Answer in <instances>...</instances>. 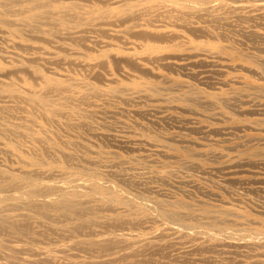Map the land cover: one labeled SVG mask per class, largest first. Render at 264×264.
I'll return each instance as SVG.
<instances>
[{"label": "bare ground", "instance_id": "6f19581e", "mask_svg": "<svg viewBox=\"0 0 264 264\" xmlns=\"http://www.w3.org/2000/svg\"><path fill=\"white\" fill-rule=\"evenodd\" d=\"M259 166L264 0H0V264H264Z\"/></svg>", "mask_w": 264, "mask_h": 264}, {"label": "rangeland", "instance_id": "374dc122", "mask_svg": "<svg viewBox=\"0 0 264 264\" xmlns=\"http://www.w3.org/2000/svg\"><path fill=\"white\" fill-rule=\"evenodd\" d=\"M231 40H233L234 41V39H237V36H235L234 35V33H232L231 34ZM69 39V38H68ZM65 39V40H61L62 42H64V43H67V44H72V41H71V39ZM60 41V40H59ZM77 72L78 73H80V72H82V70H77ZM91 81L92 82H94V83H96L95 81H97V83L99 82L96 78L94 79V78H92L91 79ZM152 118H150V116H146V117H142V118H137V120L138 121H140V122H149V120H150V122L151 121H153V119H155V117H153V116H151ZM144 118V119H143ZM150 118V119H149ZM131 120H135L134 118H130ZM142 119V120H141ZM146 119H147V121H146ZM145 120V121H144ZM160 125V124H159ZM174 124H170V126H169V124H167V123H161V125H160V127H163V131H165L166 132V130H167V132L166 133H168L169 131V129H172V131L175 129L174 127L172 128V126H173ZM165 126L167 127V128H165ZM171 127V128H170ZM166 129V130H165ZM171 130H170V132H172ZM194 137H197V138H200V137H202V135L201 134H195L194 135ZM222 163V160H218L217 162H216V164L217 165H219V164H221ZM262 169V170H261ZM254 170H256V171H258L259 173H260V176L261 177H264V168L262 167V166H259V167H257V168H255ZM222 174V175H221ZM213 175V176H212ZM215 175V176H214ZM223 176H224V174L222 173V171H220L219 173L218 172H214L213 174H210L209 175V179L211 180V181H214V182H216V181H219V180H221V179H223ZM232 184H230V186H231ZM234 185V186H233ZM231 187H233L232 189H230V190H232L233 192H235V194H233L232 195V198H236V197H243V198H245V199H249V200H253L254 202H256V204H258L259 205V208H258V206H252L253 208L252 209H255V210H258V211H260V210H262V207H264V203H261V202H263V199H261V198H263L264 197V194H261V193H264V183H263V185L262 184H256L255 186H257L259 189L257 190V191H255V192H253V194L252 193H250V192H247L246 190H244L243 188H246V186L245 185H242V186H240V185H238V184H233ZM236 185V186H235ZM240 186V187H239ZM183 188L185 189V190H191L192 191V193L191 194H189V196L192 198V199H195V200H197V199H199L200 197H202V194H200L199 192H197V191H194L193 189H191L189 186H187V187H185V186H183ZM262 188V189H261ZM239 189V190H238ZM236 190L238 191V192H236ZM244 190V191H243ZM245 192L246 191V193L244 194V195H242V194H240V192ZM261 191V192H260ZM198 193V194H197ZM193 195V196H192ZM254 195H256V196H254ZM193 197H195V198H193ZM230 197V196H229ZM254 199H253V198ZM257 197V198H256ZM258 198H259V201H258ZM260 202V203H259ZM263 204V205H262ZM260 206H262V207H260Z\"/></svg>", "mask_w": 264, "mask_h": 264}]
</instances>
